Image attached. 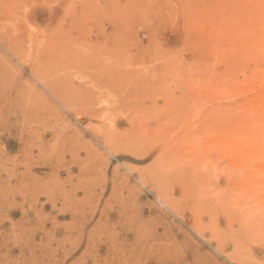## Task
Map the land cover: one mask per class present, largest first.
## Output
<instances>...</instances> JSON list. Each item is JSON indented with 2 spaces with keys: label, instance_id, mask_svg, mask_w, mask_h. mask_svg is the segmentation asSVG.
<instances>
[{
  "label": "rangeland",
  "instance_id": "obj_1",
  "mask_svg": "<svg viewBox=\"0 0 264 264\" xmlns=\"http://www.w3.org/2000/svg\"><path fill=\"white\" fill-rule=\"evenodd\" d=\"M263 35L264 0H0V264H264Z\"/></svg>",
  "mask_w": 264,
  "mask_h": 264
},
{
  "label": "bare ground",
  "instance_id": "obj_2",
  "mask_svg": "<svg viewBox=\"0 0 264 264\" xmlns=\"http://www.w3.org/2000/svg\"><path fill=\"white\" fill-rule=\"evenodd\" d=\"M220 35V34H219ZM264 36V35H263ZM224 38H226V37H224ZM248 43V42H247ZM247 49V48H246ZM252 120H253V118H252ZM231 122V121H230ZM242 122V121H241ZM258 122H264V120H259ZM212 124V123H211ZM216 124V123H215ZM231 124V123H230ZM220 125V124H219ZM225 125H226V123H225ZM224 125V126H225ZM234 125V124H233ZM251 125V124H250ZM229 126V125H228ZM241 126V125H240ZM252 127V126H251ZM252 128H254V126L252 127ZM205 130V129H204ZM207 130H208V128H207ZM214 130V129H213ZM250 131H251V128L249 129ZM210 132H211V130H210ZM231 132V131H230ZM208 133V132H207ZM242 133H243V131H242ZM242 133L240 134L241 136H242ZM261 133V132H260ZM212 134V133H211ZM231 134H232V132H231ZM233 134H234V132H233ZM234 135H236V134H234ZM244 135V134H243ZM249 136V134L248 133H246V138ZM262 135H264V134H262ZM226 136V135H225ZM240 136V137H241ZM214 137V136H213ZM238 137V136H237ZM260 137H261V135H260ZM229 138V137H228ZM245 138V139H246ZM238 139H239V137H238ZM238 139H237V141H238ZM252 139V137L250 138V140ZM264 139V138H263ZM220 140V139H219ZM224 140V139H223ZM222 140V141H223ZM253 140V139H252ZM240 141V140H239ZM258 141H260V138H259V140ZM257 141V143H259ZM263 141V143H264V140H262ZM233 142V141H232ZM255 142H256V139H255ZM219 143H222V142H219ZM236 143V142H235ZM235 143H233V144H235ZM239 143V142H238ZM242 143V142H241ZM240 143V144H241ZM247 143V142H246ZM257 143H255V144H257ZM260 143H262L261 141H260ZM262 143V144H263ZM226 144H228V143H226ZM242 144H244V143H242ZM223 145V144H222ZM236 145V144H235ZM239 145V144H238ZM226 146V148H227V145H225ZM228 146H229V144H228ZM241 147V146H240ZM250 147V146H249ZM223 148H224V146H223ZM225 148V149H226ZM242 148H243V146H242ZM258 150H260V151H262L263 152V150H261V149H259L260 148V146H258V147H256ZM234 149V148H233ZM227 150H229L228 148H227ZM174 151V147H173V144H168V146H167V148H166V153L169 155V157L170 158H174V157H172V155H174L173 152ZM226 151V150H225ZM230 151V150H229ZM228 151V152H229ZM227 152V151H226ZM227 152V153H228ZM232 152L233 151H231L230 153L232 154ZM262 152H260V153H262ZM234 153V152H233ZM256 154H258L257 152H255ZM166 154V155H167ZM235 154V153H234ZM233 154V155H234ZM246 156L245 157H247V158H250V156H252L253 154L252 153H249V150H247L246 151ZM242 156V155H241ZM256 156V155H255ZM255 156H252L251 158H253V157H255ZM259 156V155H258ZM262 156H264V152L262 153ZM261 156V157H262ZM231 157V156H230ZM243 157V156H242ZM260 156H259V158H261ZM239 158V157H238ZM241 159H243V158H240V160ZM253 159H257V157L256 158H253ZM252 159V160H253ZM178 160V159H177ZM175 161V162H172V166H180V167H182V168H185V169H187L189 172H190V174L191 175H193V177H192V179L194 180V189H196V188H198V185H199V182H201V184H202V181H200V179H199V175H198V171H197V169H196V166L194 165V163H186V164H181V162H179V161ZM244 160V159H243ZM247 160V159H246ZM250 160V159H249ZM248 160V161H249ZM252 160H251V162H252ZM260 161V160H259ZM257 162V161H256ZM248 163V162H247ZM261 163V162H260ZM264 163V162H263ZM245 165H246V163H245ZM184 166V167H183ZM247 166V165H246ZM248 166H249V164H248ZM250 166H252V165H250ZM253 167H255V164H254V166ZM247 168V167H246ZM248 170H250V169H248ZM203 171V170H202ZM251 171V170H250ZM259 171V170H258ZM262 172H263V170H262ZM186 173V172H185ZM183 174H184V172H183ZM261 175V174H260ZM204 176V175H203ZM144 177H145V179L147 178L146 177V175H144ZM149 179H153L151 176H149L148 177ZM189 178V177H188ZM148 179V180H149ZM202 180V179H201ZM251 180V179H250ZM263 181L262 182H264V179H262ZM189 181V180H188ZM190 182H192L191 181V179H190ZM207 184V183H206ZM203 185V184H202ZM264 185V184H263ZM191 186V185H190ZM258 186V185H257ZM191 188H193V186L191 187ZM206 189V188H205ZM204 189V190H205ZM264 189V188H263ZM198 191V190H197ZM205 191H207V190H205ZM259 195V194H258ZM199 196V195H198ZM203 196V195H202ZM227 202V201H226ZM194 203V206H193V208L195 209V212H196V208H200L199 206L201 205V203L200 202H193ZM204 203V202H203ZM208 203V202H207ZM200 204V205H199ZM203 216V215H202ZM259 217V216H258ZM251 218V217H250ZM252 219V218H251ZM257 220V219H256ZM259 222H260V220H258ZM250 222V221H249ZM261 223V222H260ZM261 226H262V224H261ZM260 225H258V224H254L251 228H249L248 230H250V231H254V230H258V229H260L261 231L264 229V227L262 228ZM252 229V230H251ZM211 237H213V238H215L216 240H217V238H218V240H219V236H218V234L213 230H211ZM219 242V241H218Z\"/></svg>",
  "mask_w": 264,
  "mask_h": 264
}]
</instances>
